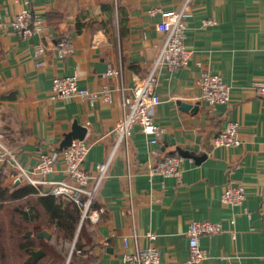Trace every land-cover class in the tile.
Wrapping results in <instances>:
<instances>
[{"label":"crops","instance_id":"crops-1","mask_svg":"<svg viewBox=\"0 0 264 264\" xmlns=\"http://www.w3.org/2000/svg\"><path fill=\"white\" fill-rule=\"evenodd\" d=\"M182 1L119 0L117 13L114 0H0V127L18 161L32 167L39 151H57L65 133L79 122L87 128L86 138L94 140L83 166L97 172V163L113 152L112 129L123 114L119 86L123 84L130 95L135 81L152 71L165 42L156 22L163 20L164 12L180 10ZM190 4L184 38L193 51L190 63L155 71V91L161 98L155 120L166 129L165 135L153 145L138 124L133 127L129 146L133 215L128 212L126 151L119 146L114 152L95 200L105 212L97 222L89 221V234L98 243L90 264H121L123 235L134 227L140 233H156L162 253L159 264H190L186 229L192 220L204 219L220 222L223 229L201 236L200 246L209 254L200 264H264V98L252 89L253 82L264 77V0ZM22 7L43 19L45 31L22 38L11 32L9 22ZM154 8L161 11L152 13ZM204 19L216 22L204 25ZM61 37L74 46L66 57L57 53ZM40 44L46 50L35 56ZM109 67L120 68L121 74L103 76ZM204 70L222 75L229 86L228 103L207 109L199 85ZM73 74L82 87L113 88L112 101L92 106L82 96L53 99V78ZM181 101L198 109L182 108ZM230 121L240 123V143L213 145ZM176 147L205 153L199 161L183 157L181 182L144 171L149 160L180 154ZM1 169L5 184L11 185L6 163ZM229 183L245 185L243 205L221 200ZM141 243L149 240L142 238Z\"/></svg>","mask_w":264,"mask_h":264},{"label":"built area","instance_id":"built-area-1","mask_svg":"<svg viewBox=\"0 0 264 264\" xmlns=\"http://www.w3.org/2000/svg\"><path fill=\"white\" fill-rule=\"evenodd\" d=\"M191 0H183L178 11L164 12L163 20L156 22V29L165 33V42L153 62L152 71L144 78H138L130 95L124 93V86L119 89L122 94L121 106L122 116L112 129L115 136L113 152L108 159L97 163V172L90 173L84 166L90 147L94 140L89 141L86 137L72 140L71 144L61 151L43 149L37 153V161L32 167L22 165L16 156L12 145L5 143L6 133L0 127V169L6 163L8 173L14 185L34 186L41 195L53 194L55 196H66L76 202L82 208V217L92 222H97L102 213L105 212L103 205L94 207L102 181L106 178L109 164L114 152L123 146L126 151L127 165L129 168L128 182V212L133 215L135 204L132 200L131 191V164H130V140L133 135V127L138 124L141 131L149 137V142L157 145L165 135L166 129L155 120V107L161 102L160 95L156 93L157 76L155 71L160 68L177 70L190 63L193 51L185 43L187 32L186 16L191 9ZM118 2L114 0L118 13ZM160 8H154L152 13L160 12ZM118 15V14H117ZM204 25H213V19H204ZM11 32L19 37H29L35 33L45 31L46 26L43 19L35 11L28 7H22L15 13L9 22ZM57 53L60 57H66L73 52L74 46L66 37H61L57 42ZM46 48L40 44L36 47V55L41 56ZM121 69L109 67L103 76L110 78L120 75ZM199 85L202 100L208 110L214 109L219 104L230 101V92L227 82L221 74L212 73L209 70L200 72ZM113 89V88H112ZM112 89L105 87L101 90H91L79 85L77 74L55 76L51 88L53 99H66L82 96L90 101L92 106L98 102L110 103L113 99ZM253 91L264 98V77L257 79L252 84ZM240 123L230 121L219 130L213 139L215 146H237L240 143ZM158 153V149H153ZM183 156L176 153H167L144 164V171L149 176L162 175L173 176L181 182L183 173ZM59 176H55V174ZM51 175V176H50ZM243 183H229L221 193V200L232 206L243 205L246 197V189ZM234 222V219L231 220ZM223 226L220 222L204 220H192L186 229L188 235V250L190 264H200L207 256L208 251L200 246V238L203 235H214L221 232ZM235 235V233H234ZM147 238L149 243L142 244L141 239ZM157 235L154 231L140 233L135 227L128 235H123V251L120 258L121 264H159L161 250L155 243Z\"/></svg>","mask_w":264,"mask_h":264},{"label":"trees","instance_id":"trees-1","mask_svg":"<svg viewBox=\"0 0 264 264\" xmlns=\"http://www.w3.org/2000/svg\"><path fill=\"white\" fill-rule=\"evenodd\" d=\"M5 180L0 169V264H66L78 231L69 264H90L98 243L89 234L90 220L81 225L82 208L76 202ZM46 231L49 236L38 235Z\"/></svg>","mask_w":264,"mask_h":264},{"label":"water","instance_id":"water-1","mask_svg":"<svg viewBox=\"0 0 264 264\" xmlns=\"http://www.w3.org/2000/svg\"><path fill=\"white\" fill-rule=\"evenodd\" d=\"M105 69H103V70H105ZM180 105H181L182 108H185V109H192V110H197L198 109V105H193V104L185 102V101H183V102L181 101ZM87 132L88 131H87V128L85 126L79 124V122H75L74 126L72 127V129L69 132L65 133V136H64L63 140L61 141L60 146L57 148L58 149L57 151L63 150V148H65L68 145H70L72 140H74V139H78V138L82 139V138L86 137ZM176 149L178 150V152L180 153L181 156H183V157H185V156H193L194 158H197L198 161L201 160L202 155H205V153H203V152L200 153V154H196L193 151L186 150V149L183 150V149H180L179 147H176ZM81 219H82L81 220V225H82V223L84 222L85 219L83 217ZM81 225H80V228H81ZM80 228H79V230H80ZM78 232H77V234L75 236L76 238H75V240H74V242H73V244H72V246L70 248V251H69V254H68L69 257H68V260H67L66 264H69L70 258L72 256L71 253H72V251L74 249V246H75V243L77 241ZM38 235H40V236H46V235L49 236V233L47 231L46 232H39Z\"/></svg>","mask_w":264,"mask_h":264},{"label":"bare ground","instance_id":"bare-ground-1","mask_svg":"<svg viewBox=\"0 0 264 264\" xmlns=\"http://www.w3.org/2000/svg\"><path fill=\"white\" fill-rule=\"evenodd\" d=\"M72 246V245H71ZM71 248V247H70Z\"/></svg>","mask_w":264,"mask_h":264}]
</instances>
